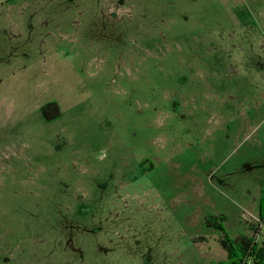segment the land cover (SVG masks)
<instances>
[{
    "label": "rangeland",
    "instance_id": "374dc122",
    "mask_svg": "<svg viewBox=\"0 0 264 264\" xmlns=\"http://www.w3.org/2000/svg\"><path fill=\"white\" fill-rule=\"evenodd\" d=\"M263 189L264 0H0V264H220Z\"/></svg>",
    "mask_w": 264,
    "mask_h": 264
},
{
    "label": "trees",
    "instance_id": "16d2710c",
    "mask_svg": "<svg viewBox=\"0 0 264 264\" xmlns=\"http://www.w3.org/2000/svg\"><path fill=\"white\" fill-rule=\"evenodd\" d=\"M59 115L60 111L57 109L55 114H47V118L52 119ZM259 217V224L250 226L252 234L243 237L239 242H234L229 238L222 225L216 222V218H208L206 220L207 226H213L215 229L223 232L220 244L226 252V259L220 262V264H264V242L259 244L257 241V236L260 231V223L264 221V206H261L260 208Z\"/></svg>",
    "mask_w": 264,
    "mask_h": 264
},
{
    "label": "flooded vegetation",
    "instance_id": "af4514ba",
    "mask_svg": "<svg viewBox=\"0 0 264 264\" xmlns=\"http://www.w3.org/2000/svg\"><path fill=\"white\" fill-rule=\"evenodd\" d=\"M57 109H58L57 106L53 102H48V103L44 104L41 107L40 111H41V113H43L44 116L47 117L48 111H50V110H57Z\"/></svg>",
    "mask_w": 264,
    "mask_h": 264
}]
</instances>
